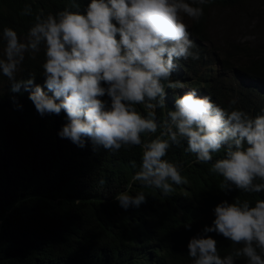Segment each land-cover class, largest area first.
Masks as SVG:
<instances>
[{
	"label": "clouds",
	"instance_id": "clouds-1",
	"mask_svg": "<svg viewBox=\"0 0 264 264\" xmlns=\"http://www.w3.org/2000/svg\"><path fill=\"white\" fill-rule=\"evenodd\" d=\"M206 3L86 0L56 12L46 11L45 4L33 6L40 11L26 6L21 15L31 20L25 39L20 38L25 29L4 26L0 33V73L12 92L32 87L34 76L17 80L16 73L26 54L43 50L45 86L52 95L36 84L29 93L36 110L41 115L63 110L68 122L59 135L81 147L83 137L112 152L141 146V167L132 179L144 187L168 195L173 185L187 183L180 168L164 159L171 146L186 142V150L201 163L224 149L210 169L226 182L221 190L264 192V79L245 73L236 87L230 86V71L213 61L201 72L190 70L201 55L215 58V44L200 40L183 19L199 21ZM228 87L239 101L228 99ZM105 94L110 106L101 99ZM165 100V132L142 141V134L160 127L155 109L163 108ZM137 105L151 111L142 115ZM115 199L125 210L146 202L143 192H121ZM214 213L204 232L241 247L222 258L213 237H193L188 243L192 264H239V257L247 264H264V199L254 206L247 199L225 200Z\"/></svg>",
	"mask_w": 264,
	"mask_h": 264
},
{
	"label": "trees",
	"instance_id": "trees-1",
	"mask_svg": "<svg viewBox=\"0 0 264 264\" xmlns=\"http://www.w3.org/2000/svg\"><path fill=\"white\" fill-rule=\"evenodd\" d=\"M84 1L0 0V33L4 26L26 28L31 20V15H21L26 6L40 11L42 7L33 6L45 4L46 11L56 12ZM202 7L199 21L183 17L190 32L215 44L216 53L211 59L199 56L190 70L201 72L213 61L224 70L264 79V47L231 39L234 19L229 18L234 22L232 30L221 39L209 30L213 8L231 10L236 17L246 12L244 20L248 13L264 21V0H208ZM25 30L22 41L29 29ZM2 50L0 40V55ZM44 59L43 50L25 55L16 79L34 76L28 89L22 85L18 92H12L11 82L0 73V264H192L188 243L201 236L217 241L222 258L241 247L220 234L204 232L215 219L218 203L239 198L254 206L258 199H264V192L244 193L234 187L221 190L226 182L210 169L224 156V149L213 153L212 161L201 163L186 150V142L173 145L164 159L180 168L187 183L173 185L174 191L168 195L144 187L132 179L141 167V146H124L112 152L83 137L81 147L59 135L68 122L63 110L58 115H41L36 110L29 99L36 84L52 95L45 86ZM101 99L110 106L107 94ZM228 99L239 101L230 87ZM166 103L155 109L160 125L157 132L142 134V141L165 132ZM136 107L145 116L151 111L143 105ZM121 192H143L146 202L125 210L115 199ZM236 259L247 264L244 257Z\"/></svg>",
	"mask_w": 264,
	"mask_h": 264
},
{
	"label": "rangeland",
	"instance_id": "rangeland-1",
	"mask_svg": "<svg viewBox=\"0 0 264 264\" xmlns=\"http://www.w3.org/2000/svg\"><path fill=\"white\" fill-rule=\"evenodd\" d=\"M256 4V3H254ZM254 5H248V8ZM243 12L240 16L235 15L231 10H218L213 8L209 15V30L210 33L221 39L232 30L235 22L234 32L231 39H235L239 44H247L250 47H264V21L262 18L252 17L247 13V18L244 20ZM229 18L234 19V22L229 21ZM186 23L185 17H183ZM230 86L236 87L239 82L245 79L246 75L243 72L230 71Z\"/></svg>",
	"mask_w": 264,
	"mask_h": 264
}]
</instances>
